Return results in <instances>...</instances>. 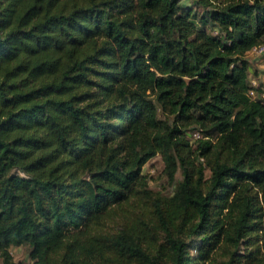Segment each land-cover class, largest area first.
<instances>
[{"label":"trees","instance_id":"obj_1","mask_svg":"<svg viewBox=\"0 0 264 264\" xmlns=\"http://www.w3.org/2000/svg\"><path fill=\"white\" fill-rule=\"evenodd\" d=\"M263 40L264 0H0L1 264H264Z\"/></svg>","mask_w":264,"mask_h":264},{"label":"rangeland","instance_id":"obj_2","mask_svg":"<svg viewBox=\"0 0 264 264\" xmlns=\"http://www.w3.org/2000/svg\"><path fill=\"white\" fill-rule=\"evenodd\" d=\"M183 3L187 4L189 0H182ZM249 55V54H248ZM251 69L258 74L264 73V54L263 55H249ZM197 131L191 133V141L197 139ZM201 135V134H200ZM199 137V136H198ZM164 162L160 154L155 155L143 167V173L146 174L149 184L153 189L163 191V193H169L171 189V184L167 176L163 172ZM180 174H176V178H179ZM10 251L13 255L14 260L20 262L21 264H30L31 260L29 258V248L25 245H11ZM0 259V264H1Z\"/></svg>","mask_w":264,"mask_h":264},{"label":"built area","instance_id":"obj_3","mask_svg":"<svg viewBox=\"0 0 264 264\" xmlns=\"http://www.w3.org/2000/svg\"><path fill=\"white\" fill-rule=\"evenodd\" d=\"M249 52L253 56L264 54V40L259 44L253 46ZM249 85L248 95L252 98H257L264 102V73H260L258 76L250 75ZM198 136L199 134H197V137Z\"/></svg>","mask_w":264,"mask_h":264},{"label":"crops","instance_id":"obj_4","mask_svg":"<svg viewBox=\"0 0 264 264\" xmlns=\"http://www.w3.org/2000/svg\"><path fill=\"white\" fill-rule=\"evenodd\" d=\"M249 55H252L250 52H248Z\"/></svg>","mask_w":264,"mask_h":264}]
</instances>
